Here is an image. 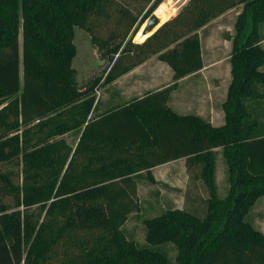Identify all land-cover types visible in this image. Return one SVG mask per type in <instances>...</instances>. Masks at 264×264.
I'll use <instances>...</instances> for the list:
<instances>
[{
    "label": "trees",
    "instance_id": "16d2710c",
    "mask_svg": "<svg viewBox=\"0 0 264 264\" xmlns=\"http://www.w3.org/2000/svg\"><path fill=\"white\" fill-rule=\"evenodd\" d=\"M143 1L135 14L117 0H0V264H171L166 243L177 264H264V231L247 217L264 197V0H189L137 42L164 0ZM240 4L226 35L224 124L175 111L171 92L204 66L199 30ZM75 26L107 61L82 86ZM154 55L172 68L170 85L100 100L102 87ZM76 130L73 146L65 135ZM218 147L228 166L223 197ZM182 157L209 192L206 210L145 217L139 244L124 229L141 208L138 179L154 181L153 167Z\"/></svg>",
    "mask_w": 264,
    "mask_h": 264
},
{
    "label": "rangeland",
    "instance_id": "374dc122",
    "mask_svg": "<svg viewBox=\"0 0 264 264\" xmlns=\"http://www.w3.org/2000/svg\"><path fill=\"white\" fill-rule=\"evenodd\" d=\"M188 1L189 0H164L153 13L158 15L159 13L166 12L165 14L168 17L164 21L166 22L170 18L177 15V13L188 3ZM117 3L128 6L135 14L144 13V8L146 6V3L143 0H117ZM241 10V4L233 7L226 11L223 15L212 19L206 26L199 30L206 59L208 60L213 55L219 57L220 61L217 65L219 73L224 72L222 67L223 65H221L224 63L223 58H227L231 53V50L225 44L226 35L229 33H235V22ZM138 33L134 37V41L142 42L141 38L138 37ZM74 35V42L77 46V54L73 59V67L77 69V80L79 85L82 86L95 75L101 74L107 65V61L101 58L98 47L93 43L87 30L80 26H75ZM20 41H22L21 35ZM167 65L168 64L160 62L158 56L154 55L147 64L139 68L137 72L128 78H125V80L120 84H109L102 87L97 92V95L100 100H107L112 97L115 91H118L119 94H122V97L120 98V100H122L135 96L136 94H142L148 87H166L174 81ZM135 78L140 80L138 87L135 86ZM222 79L223 78H219V80ZM214 81H218L215 76L206 81H202L201 78L194 76L181 80V82H178L179 84L177 90L173 92L171 104L175 109L186 110V108H190L195 105L198 108L205 110L206 100L210 97V91L208 89H211V86L215 84ZM214 99L215 105L217 108H220V102L222 99L221 92L215 93ZM189 113L193 112L189 111ZM79 135L80 131L76 130L66 134L65 137L70 144L75 146L79 139ZM223 159L224 158L221 157L222 161H224ZM182 182L183 180L179 184ZM155 193H157V195L163 194V196L156 197ZM164 195L167 196V199L163 198ZM174 195L178 200H176V203L174 202L175 200H173L172 204H169L171 197ZM181 195L183 196V193L180 191L177 194H174L172 184L165 185L164 183H158L154 186H144L140 192V210L133 212L124 225V229L128 236L136 240L139 244H144L146 229L143 219L145 217L159 214L167 208L178 207L195 210L200 214L204 213L206 210L205 205L201 203L192 205L189 201H184V199L183 202H181ZM247 217L251 222H254L256 227L264 231V197L258 200L257 204L249 212ZM162 248L167 252L171 264H177L175 261L177 252L175 245L172 243H166L160 246V249Z\"/></svg>",
    "mask_w": 264,
    "mask_h": 264
},
{
    "label": "crops",
    "instance_id": "0c3cea01",
    "mask_svg": "<svg viewBox=\"0 0 264 264\" xmlns=\"http://www.w3.org/2000/svg\"><path fill=\"white\" fill-rule=\"evenodd\" d=\"M223 14H221V15H223ZM262 43L264 44V40L262 41ZM225 44L232 52V41L225 38ZM202 52H203V59H204L203 68L200 69L198 72L189 74V75L181 78L179 80V82H181V80H183L185 78H189L191 76L201 78L202 81H206L208 79L210 80V78L213 76H215L217 78L218 81H216V82L214 81L215 84L211 86V89L210 88L208 89L210 91V97L206 100L205 110H202L195 105L192 107L189 106L190 108H186V110L175 109L173 107V105L171 104V97L173 95V92H175V90H177L178 87L171 92L169 104L175 111H177L179 113L185 114V113H189V111H192L193 113L202 115V116L210 119V121L214 125H222L225 122V112L222 108V103L225 101V99L227 97L228 88H229V85H230V82L232 79L231 64H230L231 53L227 58H223L224 63L221 65H223L222 67H223L224 72L219 73L218 68H217V65L220 61L219 57L213 55L212 57H210L207 60L205 57L203 44H202ZM150 59H151V57L148 60H146L144 63L136 66L130 72L119 77L117 80H115L113 83H111V85H117L118 83L120 84L122 81L125 80V78H128L129 76H131L132 74L137 72V70H139V68H141L142 66L147 64ZM160 62H162L163 64H167L166 62H164L162 60H160ZM167 66L169 67V72L171 73V75L173 77V73H172L173 70L171 72L172 68L170 67L169 64ZM219 78H223V79L219 80ZM135 82H136L135 86L138 87L140 84L139 83L140 80L138 78H135ZM161 88H163V87H160V88L148 87V88H146L145 92H143L142 94H136L135 96H140V95H143L144 93H146L147 91L157 90V89H161ZM217 92H221V94H222V99L220 102V108H217V106L215 105L214 94ZM121 97H122V94L121 93L119 94L118 91H115L114 94L112 95V97H110L107 100L102 99L101 101H103L107 104L112 99L120 100ZM132 97H134V96H132ZM132 97H130V98H132ZM130 98L122 99V101L128 100ZM215 150H216V183H217V189H218L219 196L223 197L226 195L227 190L229 188L228 166H227V163H226L225 158L223 156L222 147H218ZM220 156L222 158H224L223 159L224 161L221 160ZM186 160H187L186 157H182V158L175 159V160H172V161H169L166 163H162V164H159V165L153 167L151 169V171H152V174H153L154 179H155L154 181H151L147 175H145V176L143 175L141 178H139L138 179L139 200H140V192L144 186H154L158 183H164L165 185H168V184L171 185L172 184V190H174V194H177L179 191L183 193V196L181 195V202H183V199H184V201H189V203L192 205L199 204V203L206 205V200L209 197V192H208L203 180L200 178H197L196 176H194L192 174V172H190L188 170L187 165H186ZM142 173H145V172H142ZM184 179H186V180H184ZM182 180H183V182L181 184H179ZM157 193H155L156 197L163 196V194L157 195ZM163 198L167 199V196L164 195ZM173 200H175L174 201L175 203H176V200H178L175 195L171 197L169 204H172Z\"/></svg>",
    "mask_w": 264,
    "mask_h": 264
},
{
    "label": "water",
    "instance_id": "95a60500",
    "mask_svg": "<svg viewBox=\"0 0 264 264\" xmlns=\"http://www.w3.org/2000/svg\"><path fill=\"white\" fill-rule=\"evenodd\" d=\"M144 29H143V33L144 34H153L161 25L160 24V18L156 13H153L148 19L147 21L144 23ZM159 25V27H157ZM149 35V36H150Z\"/></svg>",
    "mask_w": 264,
    "mask_h": 264
},
{
    "label": "bare ground",
    "instance_id": "6f19581e",
    "mask_svg": "<svg viewBox=\"0 0 264 264\" xmlns=\"http://www.w3.org/2000/svg\"><path fill=\"white\" fill-rule=\"evenodd\" d=\"M166 13V12H165ZM165 13H159L158 15H159V18H160V24L162 23V22H164L168 17H167V15L165 14ZM159 24V25H160ZM145 25V24H144ZM144 25H143V27L140 29V31H139V33H138V37H140L141 38V41H144L150 34L148 33V34H144L143 33V29H144ZM158 25V26H159ZM157 26V27H158Z\"/></svg>",
    "mask_w": 264,
    "mask_h": 264
}]
</instances>
